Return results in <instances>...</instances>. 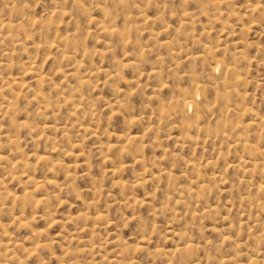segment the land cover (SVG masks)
Returning <instances> with one entry per match:
<instances>
[{
	"label": "rangeland",
	"instance_id": "374dc122",
	"mask_svg": "<svg viewBox=\"0 0 264 264\" xmlns=\"http://www.w3.org/2000/svg\"><path fill=\"white\" fill-rule=\"evenodd\" d=\"M0 264H264V0H0Z\"/></svg>",
	"mask_w": 264,
	"mask_h": 264
},
{
	"label": "bare ground",
	"instance_id": "6f19581e",
	"mask_svg": "<svg viewBox=\"0 0 264 264\" xmlns=\"http://www.w3.org/2000/svg\"><path fill=\"white\" fill-rule=\"evenodd\" d=\"M193 248V247H192Z\"/></svg>",
	"mask_w": 264,
	"mask_h": 264
}]
</instances>
